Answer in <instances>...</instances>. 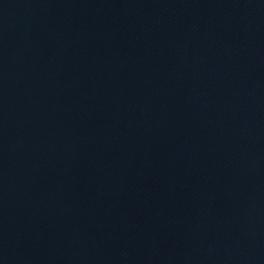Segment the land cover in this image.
<instances>
[{"label":"water","instance_id":"1","mask_svg":"<svg viewBox=\"0 0 264 264\" xmlns=\"http://www.w3.org/2000/svg\"><path fill=\"white\" fill-rule=\"evenodd\" d=\"M0 264H264V0H0Z\"/></svg>","mask_w":264,"mask_h":264}]
</instances>
